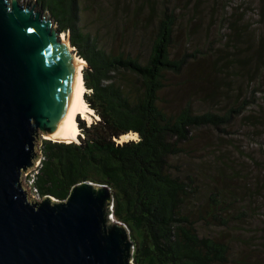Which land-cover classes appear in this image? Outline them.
Returning a JSON list of instances; mask_svg holds the SVG:
<instances>
[{
  "label": "trees",
  "instance_id": "16d2710c",
  "mask_svg": "<svg viewBox=\"0 0 264 264\" xmlns=\"http://www.w3.org/2000/svg\"><path fill=\"white\" fill-rule=\"evenodd\" d=\"M37 1L57 31L69 33L90 68L83 70L85 100L100 118L91 126L82 122L85 138L79 144L44 141L41 167L33 176L40 197L65 201L80 183L107 185L114 196V220L130 230L134 264H230L229 245L201 234L199 224L209 229L230 223L240 178L224 161L221 167H193L180 159L193 154L192 134L202 128L221 131L243 119L264 129V0H211L212 16L229 24L228 42L234 49L229 65L238 63L252 81L223 111L204 113H196L192 103L179 111L162 106L169 75H182L193 60L172 53L175 12L165 9L154 19L147 51L135 54L108 49L83 29L82 0ZM201 1L195 0L196 9ZM142 14L138 9L126 25H141ZM132 133L137 140L119 142ZM260 163L264 178V155Z\"/></svg>",
  "mask_w": 264,
  "mask_h": 264
},
{
  "label": "water",
  "instance_id": "95a60500",
  "mask_svg": "<svg viewBox=\"0 0 264 264\" xmlns=\"http://www.w3.org/2000/svg\"><path fill=\"white\" fill-rule=\"evenodd\" d=\"M32 2L0 0V264H133L135 246L113 218L109 186L80 183L65 201H36L22 187V172L40 159V131L70 142L63 134L81 65L88 67L73 56L69 33L59 38Z\"/></svg>",
  "mask_w": 264,
  "mask_h": 264
},
{
  "label": "rangeland",
  "instance_id": "374dc122",
  "mask_svg": "<svg viewBox=\"0 0 264 264\" xmlns=\"http://www.w3.org/2000/svg\"><path fill=\"white\" fill-rule=\"evenodd\" d=\"M24 1L25 7L31 2L19 0L22 5ZM35 2L37 10L41 9L42 19L46 15L48 20L50 13L43 11L37 0H33L30 8L33 9ZM200 5V9H196L195 0H82L81 25L108 49L116 47L135 54L145 53L149 33L154 28V19L156 20L165 9L175 12L178 24L172 53L179 58L187 57L193 60L182 75H169L162 106L169 111H179L188 103H192L196 113L220 112L229 105L231 98L246 93L252 77L249 79L245 69L239 67L238 63L229 65L234 49L233 44L228 42L229 24L225 22L226 18L212 16L211 0H202ZM138 9L143 13L141 16L144 17L143 23L126 25L135 19L134 14ZM50 19L52 20L51 15ZM53 26L58 29L54 21ZM122 30L130 32L134 38L122 37ZM135 33H141V37L136 36L138 40ZM63 35L68 38L67 32H61L59 38ZM139 38L142 41H139ZM74 52L77 54L76 49ZM82 60L87 64L84 59ZM230 82H233L232 85ZM212 93L215 96H212ZM87 105L90 107L88 103ZM91 109L90 123L89 120L79 118V127L82 122L87 126L98 122L99 115L93 108ZM39 134L41 145L37 148L40 159L36 162L35 168L28 173L22 172V187L28 188V196L36 201L44 198L39 199L36 193L33 175L43 159V143L48 140L43 132L40 131ZM192 135L189 145L193 154L180 159L181 163L193 167L203 163L221 167L224 161L234 167L235 175L240 178L239 181H235L240 189L239 203L230 214L232 216L230 223L209 229L200 223L201 234L217 236L229 245L230 264H264V178L258 172L260 158L264 155V129L248 126L240 119L233 126L221 131L202 128ZM81 138L85 137L80 128L79 141L72 143L79 144ZM137 139L135 135L130 141ZM225 218L228 217L225 215Z\"/></svg>",
  "mask_w": 264,
  "mask_h": 264
},
{
  "label": "bare ground",
  "instance_id": "6f19581e",
  "mask_svg": "<svg viewBox=\"0 0 264 264\" xmlns=\"http://www.w3.org/2000/svg\"><path fill=\"white\" fill-rule=\"evenodd\" d=\"M66 37L67 36L63 35L61 37V39L67 40ZM73 56L75 58H77L78 60L84 62L82 59L78 58L74 53H73ZM83 70H84V65H81V68H80V87H79L77 106H76L74 118H73V121H72V124H71L69 130H67L63 134L64 138L70 140L69 143L74 142V141H79V136H80V127L78 125L79 118L89 120V123L91 121L92 109L90 107H88L87 102L85 100V93H86L87 89L85 86V82L83 80ZM133 137H135V135H132V134L124 135L121 137L119 142L124 143V142L130 141V139ZM45 138H47L49 140L57 141V142H63V141L56 139L52 136L45 137Z\"/></svg>",
  "mask_w": 264,
  "mask_h": 264
},
{
  "label": "built area",
  "instance_id": "2783aa9c",
  "mask_svg": "<svg viewBox=\"0 0 264 264\" xmlns=\"http://www.w3.org/2000/svg\"><path fill=\"white\" fill-rule=\"evenodd\" d=\"M134 135H136V137L138 138V135L137 134H134ZM41 163H42V160H41V162H40V164H39V167L37 168V171H36V173H38V169L41 167ZM34 176V175H33ZM34 181V180H33ZM35 190H36V188H35ZM36 193L38 194V192H37V190H36ZM38 196H39V199L41 198L40 197V195L38 194ZM42 199V198H41ZM37 201H39V200H37Z\"/></svg>",
  "mask_w": 264,
  "mask_h": 264
},
{
  "label": "clouds",
  "instance_id": "9594fccd",
  "mask_svg": "<svg viewBox=\"0 0 264 264\" xmlns=\"http://www.w3.org/2000/svg\"><path fill=\"white\" fill-rule=\"evenodd\" d=\"M45 199V198H44Z\"/></svg>",
  "mask_w": 264,
  "mask_h": 264
}]
</instances>
